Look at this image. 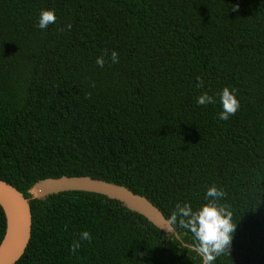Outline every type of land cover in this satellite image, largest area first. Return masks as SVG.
I'll return each mask as SVG.
<instances>
[{
	"label": "trees",
	"instance_id": "16d2710c",
	"mask_svg": "<svg viewBox=\"0 0 264 264\" xmlns=\"http://www.w3.org/2000/svg\"><path fill=\"white\" fill-rule=\"evenodd\" d=\"M225 86L239 108L220 120ZM62 175L125 185L167 219L215 185L236 227L213 264H264V0H0V179L31 197ZM30 204L14 264H202L178 223L179 238L105 195Z\"/></svg>",
	"mask_w": 264,
	"mask_h": 264
},
{
	"label": "water",
	"instance_id": "95a60500",
	"mask_svg": "<svg viewBox=\"0 0 264 264\" xmlns=\"http://www.w3.org/2000/svg\"><path fill=\"white\" fill-rule=\"evenodd\" d=\"M73 190L102 194L120 201L128 209L146 217L162 231L179 238L171 221L153 202L125 185L88 175H62L37 181L29 189L31 197H26L13 184L0 179V205L6 217V230L0 242V264H14L26 251L32 235L31 200Z\"/></svg>",
	"mask_w": 264,
	"mask_h": 264
},
{
	"label": "clouds",
	"instance_id": "9594fccd",
	"mask_svg": "<svg viewBox=\"0 0 264 264\" xmlns=\"http://www.w3.org/2000/svg\"><path fill=\"white\" fill-rule=\"evenodd\" d=\"M235 9V7H234ZM56 16L52 9H42L37 20V27L44 30L49 24L55 23ZM70 27V25L68 26ZM111 61H117V53H111ZM95 63L103 67L104 58L97 57ZM201 86L200 84L197 85ZM213 97L207 93L197 97L196 103L206 105L213 103ZM219 104L221 111L218 114L220 120H227L235 114L239 108V100L236 96V89L225 86L219 93ZM224 197L222 189L215 185L207 188L204 193L205 203L193 208L189 203H177L175 210L170 215V221L192 234L194 241L193 251L201 257L202 264H213L218 256L225 250L230 252V243L236 227L232 223V212L220 203ZM88 231H82L79 240L71 245L72 251L80 247V241L90 240Z\"/></svg>",
	"mask_w": 264,
	"mask_h": 264
}]
</instances>
